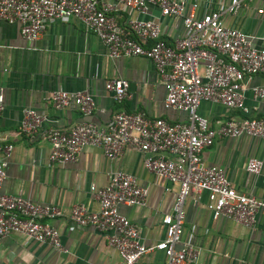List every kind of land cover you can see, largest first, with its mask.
<instances>
[{
	"label": "crops",
	"instance_id": "crops-1",
	"mask_svg": "<svg viewBox=\"0 0 264 264\" xmlns=\"http://www.w3.org/2000/svg\"><path fill=\"white\" fill-rule=\"evenodd\" d=\"M190 1H199L200 14L230 2ZM114 16L123 28L136 18L157 21L162 26V39L170 45L184 33L180 18L162 17L153 5L146 14L120 5ZM223 22L247 33L256 48H264V0H244L236 13L224 14ZM113 78H124L129 83V97L122 102H117L105 87ZM254 86L264 87V75L253 76L243 92L248 116L264 120V97L254 95ZM56 90L89 92L96 102L94 112L84 116L74 104L54 109L50 98ZM0 92L4 97L0 141L13 146L2 192L38 204L59 206L64 215L45 221L58 230L65 250L58 251L48 243L12 234L0 238V264H118V253L107 240L112 231L80 226L67 215L74 204L97 211L99 203L91 186L103 188L116 171L134 175L149 190L145 207L120 205L119 212L137 226L146 246L165 238L162 218L172 213L179 183L148 171L143 154L129 146L114 159L107 158L100 148L88 146L75 162L54 163L45 135L50 127L68 130L84 121L105 128L122 111L163 118L169 123L185 121V112L165 107L164 84L151 60L141 56L110 57L102 40L77 18L50 21L36 41L26 40L19 24L0 20ZM27 108L46 117L32 136L20 129ZM198 112L212 127L229 117L243 116L239 110L206 101L199 104ZM201 157L206 165L221 167L238 192L255 196L260 209L254 225L245 227L223 216L214 218L207 206L208 192H192L184 201L182 244L200 250L195 264H264V165L258 174L246 169L250 158L264 159L262 142L247 135L217 138L203 150ZM136 264H166V256L153 250Z\"/></svg>",
	"mask_w": 264,
	"mask_h": 264
},
{
	"label": "built area",
	"instance_id": "built-area-1",
	"mask_svg": "<svg viewBox=\"0 0 264 264\" xmlns=\"http://www.w3.org/2000/svg\"><path fill=\"white\" fill-rule=\"evenodd\" d=\"M243 1L230 0L225 7L200 14L199 1L190 0H0V20L19 24L26 40H38L50 21L73 17L102 40L110 57L141 56L151 60L164 84L165 107L187 114L185 121L169 123L163 118L122 111L105 128L84 121L68 130L50 127L45 131L54 163L75 162L88 146L98 147L107 158L114 159L129 146L143 154L148 171L179 183L172 213L162 218L165 238L153 246H146L137 226L119 212L120 205L147 204L148 188L130 173L116 171L103 188L91 186L99 203L97 211L84 204L72 206L67 214L72 222L100 232L112 231L107 240L118 253V264H136L153 250L165 254L166 264H195L200 250L182 244L181 239L184 201L192 192H208L207 206L214 218L223 216L245 227L255 223L260 209L256 197L238 192L221 167L206 165L201 157L205 148L223 137L258 138L264 150V120L248 116L243 94L247 81L264 75V48H256L247 33L223 22L224 14L236 13ZM120 5L139 14H146L150 5L156 6L162 17L180 18L184 33L170 45L162 39V26L157 21L136 18L123 28L114 16ZM105 87L117 102L129 97V83L124 78H113ZM252 92L258 98L264 97V87L254 86ZM50 99L54 109L74 104L84 116L96 108L93 96L86 91L56 90ZM203 101L239 110L243 116L229 117L212 127L198 112ZM3 108L0 92V112ZM45 120V115L27 108L20 129L32 136ZM12 149L11 144L0 141V238L20 234L65 251L58 230L45 221L64 215L59 206L2 192ZM263 165V158L253 157L246 169L258 174Z\"/></svg>",
	"mask_w": 264,
	"mask_h": 264
}]
</instances>
